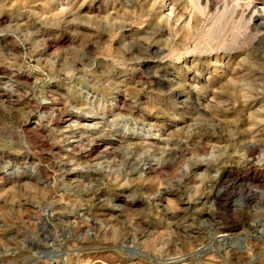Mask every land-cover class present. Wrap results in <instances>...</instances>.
<instances>
[{
  "label": "rangeland",
  "instance_id": "374dc122",
  "mask_svg": "<svg viewBox=\"0 0 264 264\" xmlns=\"http://www.w3.org/2000/svg\"><path fill=\"white\" fill-rule=\"evenodd\" d=\"M154 1L0 0V166L39 178H0V264H264L259 1Z\"/></svg>",
  "mask_w": 264,
  "mask_h": 264
},
{
  "label": "bare ground",
  "instance_id": "6f19581e",
  "mask_svg": "<svg viewBox=\"0 0 264 264\" xmlns=\"http://www.w3.org/2000/svg\"><path fill=\"white\" fill-rule=\"evenodd\" d=\"M192 1H196L197 2V0H188V2H190L191 4H192ZM223 1V0H222ZM229 1V3H231V4H234V6L236 5H240V4H242V5H244V6H246V5H248V3H247V1H245V0H228ZM259 2L261 1V0H258ZM155 2V1H154ZM153 2V3H154ZM156 2H157V0H156ZM156 2H155V4H156ZM259 2H257V5H259V7L258 6H256V8L258 7L259 9L258 10H256V12L254 13V14H251L250 16H249V21L252 23V28L254 29V30H256V31H258V37H257V41H256V46H258L257 48H259V47H264V5H262L261 3H259ZM152 3V4H153ZM168 3V2H167ZM36 5V4H35ZM151 5V4H150ZM185 5V4H184ZM167 6H168V11H166L167 13H165V17H166V23L167 24H169L170 23V20L172 19V18H174V17H176V16H178V11H176V9L177 8H179V5L176 7V3H174V0H170V2L167 4ZM240 7V6H239ZM153 8V7H152ZM43 9V8H42ZM56 11H55V10ZM70 9V8H69ZM48 10H49V12L51 13V15H53L55 18L57 17L58 19H60V17H61V15H64L65 16V14H67L68 15V13H70V12H67V8H53L52 9V7L51 6H48ZM178 10V9H177ZM69 11V10H68ZM183 12V11H182ZM235 12H237V11H235ZM44 13L45 12H40V16L41 17H44ZM73 13V12H72ZM92 13V12H91ZM49 14V13H48ZM61 14V15H60ZM181 14V13H180ZM60 15V17H58ZM90 15V14H89ZM46 16V15H45ZM161 16V15H160ZM164 16V15H163ZM162 16V17H163ZM92 17V16H91ZM162 17H160L161 19H162ZM62 18V17H61ZM65 19V17H63L61 20H64ZM56 20V19H55ZM53 20L52 21V24H55L56 22H58V21H60V20ZM163 20V19H162ZM185 20V19H184ZM36 25H38V24H36ZM45 35V34H44ZM256 35V34H255ZM48 36V34L43 38L44 39V41L46 42L47 41V38H49V37H47ZM203 37H205V36H203ZM207 38V37H206ZM206 40V39H205ZM47 45H50V43H48L47 42ZM148 47H149V45H148ZM155 48V47H154ZM11 50H13L14 51V49L12 48V49H10V52H9V54L8 55H13V51H11ZM154 53H156V54H161V53H163V49H161V48H158V47H156L155 49H154V51H153ZM262 52H264V51H262ZM228 69V68H227ZM239 70V69H238ZM241 71V70H240ZM239 71V72H240ZM231 72H232V70H231ZM237 72V71H236ZM235 72V74H237ZM246 72V71H245ZM219 74V73H218ZM225 74V73H224ZM232 74H234L233 72H232ZM240 74V73H239ZM238 74V75H239ZM242 74V73H241ZM244 74V73H243ZM238 75H235V76H238ZM231 76V75H230ZM230 76H229V78H230ZM14 77H16L18 80H21L20 78H21V74H19V73H16V74H14ZM153 77V79H152V81L155 79V77H158V76H152ZM218 77V76H217ZM231 78H232V76H231ZM236 78H238V77H236ZM192 79H195L194 77L192 78ZM243 79V78H242ZM219 80V79H218ZM227 80H228V77H227ZM232 80V79H231ZM231 80H229V82L231 81ZM189 81V80H188ZM213 80L211 79V81H210V83L212 82ZM216 81H217V79H216ZM233 81H235V78H234V80ZM223 82V81H222ZM209 83V84H210ZM190 85H191V83H189ZM216 84H217V82H216ZM215 84V85H216ZM232 84V83H231ZM233 85V84H232ZM192 86H193V84H192ZM195 86V85H194ZM193 86V87H194ZM197 87V86H196ZM214 87V86H213ZM19 87L18 88H16V90L15 91H19ZM215 89V88H214ZM213 91V90H212ZM50 92L51 93H46V97L47 98H49V99H51L52 101L53 100H57V99H60V97H58V96H56V94L58 93V91L57 90H55V89H52V90H50ZM21 93V92H20ZM59 95H61V94H59ZM214 95H216V94H214ZM5 97V92H2V91H0V98L2 99V98H4ZM5 98H7V97H5ZM215 98V97H214ZM216 98H218L217 96H216ZM213 99V98H212ZM124 104V103H123ZM57 105V104H56ZM40 108H41V110H44V112H46V114H48V116H49V123L50 124H58L59 123V121L61 120V119H63L65 116H67L68 115V111H67V109L64 107V106H59V107H57V108H53L54 109V111L52 112V113H50V110L52 109V108H50L48 105H47V103L46 104H43V105H41L40 106ZM261 110V109H260ZM260 112V111H259ZM262 116H264V110H263V112H261V113H259V114H257V116H254L255 118H263ZM254 119V118H253ZM260 120V119H259ZM262 121V120H261ZM255 126H256V124H255ZM254 128V127H253ZM255 130L254 129H252V131H250L251 133L252 132H254ZM77 134V133H76ZM81 134V133H80ZM81 136V135H80ZM77 138H78V136H77ZM101 139V138H100ZM80 140V139H79ZM81 140H83V139H81ZM78 141V140H77ZM96 142L95 143H97V139L95 140ZM185 143V142H184ZM79 144H80V142H79ZM72 148L71 149H76L79 145L78 144H76V143H71V144H69ZM81 145H83L82 143H81ZM257 146V145H256ZM97 147V144H93L92 146L90 145V146H88V147H83V148H81V153H84L85 154V156H93L94 155V153H95V151H96V154H101V153H103V154H105V155H109V154H111V153H114V148L113 147H105L103 150L101 149V150H96L95 148ZM251 147H253V149H255V145H252ZM116 153V152H115ZM118 155H120V154H118ZM117 155V156H118ZM2 156H3V151H0V162L2 161ZM116 156V155H115ZM7 158H9V160L12 162V164L13 163H18L17 161H18V159H19V157H17V156H7ZM91 158V157H90ZM175 160V159H174ZM5 161V160H4ZM130 162V161H129ZM8 163V162H7ZM129 164V163H128ZM145 166H143V168H142V171H144V172H150V171H152V169H154V166H153V163L152 162H146L145 164H144ZM20 166V165H19ZM19 166H18V168H19ZM142 166V165H141ZM65 167V166H64ZM248 167V166H247ZM3 168V169H2ZM5 169V170H4ZM8 169L9 168H6L5 166H0V178H2L3 180H7V181H9V180H13V181H15V182H20V180H33V179H35V180H37V179H39V178H37L38 176L37 175H35V174H33V171H31L30 169L28 170V169H26V168H24V170L23 171H21V173L19 172V171H17V172H15V174L13 175V176H11V172L10 171H8ZM128 169V168H127ZM131 169V168H130ZM129 169V170H130ZM140 169V168H139ZM248 169V168H247ZM65 170V169H64ZM67 170V169H66ZM128 170V171H129ZM130 172V171H129ZM240 171H238V170H236L235 168H231L228 172H226L219 180H218V182H217V184L220 186V187H218L216 190H214V192H213V198H214V201L216 202V203H218V204H221V202L223 201L224 202V200H223V198L225 197V186L223 187L222 185H226V186H229V181H231L232 179L234 180V178L237 176V174L239 173ZM19 178V179H18ZM21 178V179H20ZM264 180V179H263ZM261 182V181H260ZM255 184V183H254ZM257 184H258V182H257ZM217 185V186H218ZM262 185V184H261ZM260 185V186H261ZM261 188V187H260ZM251 191V190H250ZM96 194V193H95ZM250 198V195H242V194H238V196H236L235 198H233L232 199V201L231 202H229V203H231V205L233 206H241V205H243L244 204V202L247 200V199H249ZM60 199V198H59ZM225 199V198H224ZM58 201V200H57ZM127 201V200H126ZM125 201V203L124 204H122V205H119V206H121V209L122 208H128L129 207V204H128V202H126ZM60 203H61V201H59ZM225 202H228V199H227V201H225ZM58 203V202H57ZM56 203V204H57ZM120 204V203H119ZM57 205H59V204H57ZM64 205V204H63ZM105 205V204H104ZM117 206V205H116ZM57 207V206H56ZM64 208V207H63ZM116 208V207H115ZM125 211V210H124ZM226 229H225V226H221L220 227V234L218 235V237H224V236H226L227 234H226ZM51 252H53V250L51 251ZM50 252V253H51ZM54 253V252H53ZM52 253V254H53ZM64 254H66V258H67V253L66 252H64ZM54 255H57V253L55 254H53V255H49V258L48 259H50V260H52V257L54 256ZM62 255V254H61ZM97 257V256H96ZM95 257V258H96ZM99 257V256H98ZM65 258V257H64ZM103 258V257H102ZM68 259V258H67ZM66 259V260H67ZM101 259V258H100ZM105 259V258H104ZM105 260H107V259H105ZM104 260V261H105ZM103 261V262H104ZM99 262V261H98ZM97 263V262H96Z\"/></svg>",
  "mask_w": 264,
  "mask_h": 264
}]
</instances>
